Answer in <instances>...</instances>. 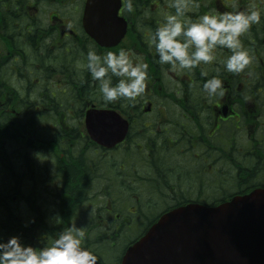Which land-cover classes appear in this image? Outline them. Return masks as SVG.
Masks as SVG:
<instances>
[{"label": "flooded vegetation", "instance_id": "obj_1", "mask_svg": "<svg viewBox=\"0 0 264 264\" xmlns=\"http://www.w3.org/2000/svg\"><path fill=\"white\" fill-rule=\"evenodd\" d=\"M87 2L0 0V126L7 130H0V136L16 138L8 153H13L10 161H22L24 171L11 184V195L17 202L15 189L22 183L19 206L24 226L33 236L58 235L82 217L79 227L85 237L106 238L113 247L112 238L135 232V227V238L142 236L174 205L216 204L238 186L264 188V0H189L187 15L192 18L205 12L260 9V24H253L240 38L251 63L235 74L224 67L231 51L222 47L214 50L212 63H201L191 71L174 72L157 63L155 47H149L148 40L165 14L175 12L171 0H132V11L127 10L128 0H122L119 15L127 22V31L114 47L99 45L87 32ZM89 48L98 54L128 49L134 62L148 65L145 92L121 112L129 121L130 136L113 148L96 143L86 126L88 110L112 108L104 103L99 84L86 67ZM202 70L208 77L201 75ZM169 74L179 82L180 96L165 86L163 77ZM217 74L224 95L209 98L202 85ZM112 79L115 83L119 78ZM67 92L76 94L64 98ZM174 107L178 115L171 114ZM130 140L137 146V163L117 165L111 153ZM1 167L0 162V178ZM159 173L169 177L163 187L142 184L150 175L161 180ZM117 182L139 186V192L125 196L126 200L109 198V189ZM98 187L105 202L95 206ZM179 193L190 198L177 200ZM39 194L59 218L41 208ZM52 198L53 202L48 200ZM154 202L166 206L150 220L148 205ZM96 249L93 253L105 263Z\"/></svg>", "mask_w": 264, "mask_h": 264}, {"label": "clouds", "instance_id": "obj_2", "mask_svg": "<svg viewBox=\"0 0 264 264\" xmlns=\"http://www.w3.org/2000/svg\"><path fill=\"white\" fill-rule=\"evenodd\" d=\"M170 7L175 12L165 14L148 40L149 47H155L157 63L168 65L174 72L191 71L201 63H212L217 47L231 51L223 62L228 72L240 73L251 63L240 38L253 24H260V9L253 6L248 10L205 12L192 18L187 15L189 0H171ZM127 10H133L132 0H128ZM132 56V51L124 48L104 54L89 48L86 67L98 82L104 102L121 98L131 101L145 92L148 65L134 62ZM201 75L209 74L202 70ZM112 77L119 79L114 83ZM202 89L209 98L223 96L225 91L218 74L207 78ZM85 235L82 227L71 225L43 246L24 244L17 235L0 239V264H97L96 255L83 245Z\"/></svg>", "mask_w": 264, "mask_h": 264}, {"label": "water", "instance_id": "obj_3", "mask_svg": "<svg viewBox=\"0 0 264 264\" xmlns=\"http://www.w3.org/2000/svg\"><path fill=\"white\" fill-rule=\"evenodd\" d=\"M120 7L121 0L87 2L84 26L102 46H116L125 36ZM86 126L107 148L129 131L128 119L112 108L88 110ZM121 264H264V188L218 205L189 203L165 212L127 248Z\"/></svg>", "mask_w": 264, "mask_h": 264}, {"label": "rangeland", "instance_id": "obj_4", "mask_svg": "<svg viewBox=\"0 0 264 264\" xmlns=\"http://www.w3.org/2000/svg\"><path fill=\"white\" fill-rule=\"evenodd\" d=\"M163 79H164L165 86H168L170 90L174 91L173 95L180 96V92H176L178 90L177 86L179 85V82L175 81L173 76L170 74L168 76L166 75L165 77H163ZM164 95L167 96V94H165V93H164ZM161 100H164V98H162ZM165 100H167V98ZM170 111H171V114H173V113L175 115L179 114L178 111H176V107H174V109L170 108ZM132 138L133 137H131V139ZM6 147H7V143H5L4 139H2V137L0 136V150L4 149ZM136 149H137V146H136L134 140H130L128 142V144H125L118 151H114L111 153V160L116 162L117 165L120 164L122 166V164L125 163V165H127V166H129V164L130 165L134 164V166H135V164L137 163L136 162L137 161ZM16 158H18V156ZM2 182L3 181H1V178H0V183H2ZM100 189H101L100 187L96 188V190H94V193L99 192ZM12 190H13L12 185H10L4 189V192L11 194ZM15 190H16L19 198H18L17 202H15L14 200H13V202L15 203V207L18 208V207L22 206V195H23L22 183L19 186H17ZM40 191L41 190H39V192ZM131 192L132 191L127 190V192L124 193V189L115 188V189H113L112 196H114V197L118 196V198L119 197L121 198L120 200H123V199H125L124 197L125 196L127 197V195H129ZM42 197H44V195L39 194L38 198H37L38 204L41 206V208L42 209H49V212H50V210H52L54 217L58 216V214L55 213L54 206H52L49 203H44V200H41ZM109 198H111V197L109 196ZM48 200H51L53 202V198L48 199ZM104 202H105V198L95 197L94 205L98 206ZM160 203H162V202H155V204H153V206H151L148 209V218L149 219H151L155 213H159L166 206V205H162ZM127 214H130L129 209L127 210ZM52 217H53L52 214H49V216H47L50 223L54 224L55 222L50 220V218H52ZM81 221H83L82 217H80L76 220V224L79 226V224H81ZM137 225H139V224L137 223ZM134 231L135 232H129L128 234L126 233L125 235H123V237L116 238V242H115L116 246H113V247L109 246L106 248L107 250H104L103 248L99 247L98 251L100 252L102 259L104 261H106L107 264H116L117 263L119 257H121L123 254L122 252H123L124 248L128 245V243L131 241V239H133L137 235L136 227L134 228ZM98 238H100V237H93V236L85 237L86 241H84V242H87V240H90V245L92 247H97L94 245V242ZM100 239H103V238H100ZM112 240H113V238H112Z\"/></svg>", "mask_w": 264, "mask_h": 264}, {"label": "trees", "instance_id": "obj_5", "mask_svg": "<svg viewBox=\"0 0 264 264\" xmlns=\"http://www.w3.org/2000/svg\"><path fill=\"white\" fill-rule=\"evenodd\" d=\"M74 94H76V93L75 92L64 93V98L66 96H68V95H74ZM67 99H69V98H66V100ZM104 103H106V102H104ZM125 103H126V105H125ZM131 103H132V100L130 101V100L121 98L120 100H117V101L111 102V103H106V104H109L110 106H112L113 108H116L120 112L125 113V111L128 110V108H129ZM132 109H134V108H132ZM2 127L3 126H0V130L1 131H7L6 129L4 130V128L1 129ZM129 136H130V134H129ZM6 161H7V159H6L5 155H1L0 156V162L2 163V167H1L2 174H4L7 169H12L11 166L7 165ZM21 162L22 161L18 162V166L15 169L19 170V169L22 168ZM254 186L255 185H253L252 187H249V188L238 186V187L235 188V192L234 193H232V194H223L222 198L219 200V202H222V201H225V200L229 199L234 194H238V193L239 194L240 193L243 194L245 192H248ZM3 193H4V197H3L4 200L3 201L4 202H8L9 204L15 205V203L12 200V195L8 194L6 192H3ZM153 204H155V202L149 204L148 206L149 207L153 206ZM210 205H215V203H211ZM176 206H179V205H174L172 207H176ZM22 212H23V210H21V207H18V208L16 207V209L14 210L13 206H12L10 211H8V210L5 209V205L0 206V239L7 240L9 237H11L13 235H17V236L20 237L21 241L24 244H31L33 246H43L44 243L49 242L53 238H55L56 235H50V236H48L46 238H42V237L38 238V237L33 236V234L26 228V226H24L23 213ZM62 227L63 226H59L58 229H62ZM102 240L105 241L104 244H103L104 247L107 248V247L110 246V242H106V238H103ZM84 241H86V239ZM113 241H116V239L113 238ZM83 245H84V247L88 248L90 251H92L94 253L97 252V249H96L97 247H92L90 245L89 240H87V242H83ZM105 264H107V262H105Z\"/></svg>", "mask_w": 264, "mask_h": 264}, {"label": "bare ground", "instance_id": "obj_6", "mask_svg": "<svg viewBox=\"0 0 264 264\" xmlns=\"http://www.w3.org/2000/svg\"><path fill=\"white\" fill-rule=\"evenodd\" d=\"M15 142H16V138L13 139L12 141L10 140V138H6L5 139V143H7V147L3 149V153H4V155H5L6 159H7V161H6L7 165H9L11 167H14V168H16L18 166V163L17 162H13V161H9L12 158L13 153H8V151H11V150H13L15 148ZM5 152H7V153H5ZM19 170H17V169H7L5 171V173L1 177V181H3V182L0 183V201H1L0 202V206L5 205V209L8 210V211H10L12 206H13L14 210L16 209V207H15V205H12V204H9L8 202H4L3 201L4 200V198H3L4 197V193L3 192H4L5 188L10 186L12 183L17 182L19 180V177L23 176L22 172L24 171V169L21 168ZM158 175H159V179H160V177H162L161 180L155 181L154 180L155 176H151L150 175L149 177H146L144 179L142 184L144 186H146V187H151V186H154V185H158L159 187H163L165 185V183L167 182L169 177L167 176L166 173H159ZM193 180H194V176H192L190 181H193ZM137 187L140 188L139 186H137ZM115 188L124 189V193H126L127 190L128 191L129 190L132 191L129 195H127V197L137 195V193L139 192V189L136 188V187H132L131 188V187H128V186H123V185H121L120 183L117 182L116 186L111 185V187L109 189V194H107V196L111 197L113 189H115ZM67 195H68V193H67ZM93 195L95 197H103L102 193H100V192H95ZM178 198L179 199H177V200H183L184 201V200H188L190 198V196L187 195V194L179 193L178 194ZM89 242H90V240H89ZM104 242H105L104 240L98 238V239L95 240L94 245L97 246V247H100V246H102L104 244ZM103 248H105L104 245H103Z\"/></svg>", "mask_w": 264, "mask_h": 264}]
</instances>
